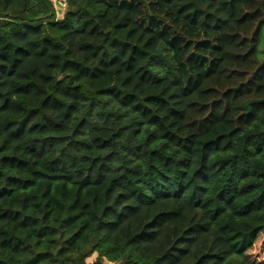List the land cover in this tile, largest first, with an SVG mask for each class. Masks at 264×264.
I'll list each match as a JSON object with an SVG mask.
<instances>
[{
	"label": "trees",
	"instance_id": "1",
	"mask_svg": "<svg viewBox=\"0 0 264 264\" xmlns=\"http://www.w3.org/2000/svg\"><path fill=\"white\" fill-rule=\"evenodd\" d=\"M264 0H0V264H264Z\"/></svg>",
	"mask_w": 264,
	"mask_h": 264
},
{
	"label": "rangeland",
	"instance_id": "2",
	"mask_svg": "<svg viewBox=\"0 0 264 264\" xmlns=\"http://www.w3.org/2000/svg\"><path fill=\"white\" fill-rule=\"evenodd\" d=\"M246 256L257 263L264 262V231L261 232L256 244L246 253ZM87 264H97L96 256H92L87 259ZM111 264V263H105ZM116 264V263H112Z\"/></svg>",
	"mask_w": 264,
	"mask_h": 264
},
{
	"label": "built area",
	"instance_id": "3",
	"mask_svg": "<svg viewBox=\"0 0 264 264\" xmlns=\"http://www.w3.org/2000/svg\"><path fill=\"white\" fill-rule=\"evenodd\" d=\"M55 9L59 12H63L67 7V0H50Z\"/></svg>",
	"mask_w": 264,
	"mask_h": 264
}]
</instances>
